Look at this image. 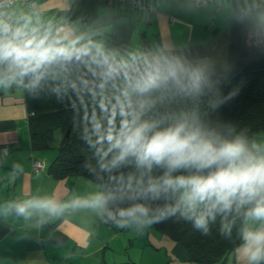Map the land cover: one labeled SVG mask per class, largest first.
Here are the masks:
<instances>
[{"label": "trees", "instance_id": "obj_1", "mask_svg": "<svg viewBox=\"0 0 264 264\" xmlns=\"http://www.w3.org/2000/svg\"><path fill=\"white\" fill-rule=\"evenodd\" d=\"M231 2L234 12L223 66L205 62L201 45L149 52L124 63L79 43L70 47L75 53L70 58L57 56L35 72L21 75L32 148L57 150L49 173L57 179L85 177L97 183L106 198L101 220L108 225L118 224L108 212L115 215L136 204L148 208L155 231L180 244L196 264L226 263L243 243L245 214L259 197L243 204L236 199L227 211L218 206L207 228H199L181 202L183 188L169 189L154 198L148 186L162 183L165 173L173 178L207 176L217 165H188L170 171L166 163H153L149 168L133 154L118 159L119 148L111 147L107 139L98 140L110 130L114 136L120 133L123 120L155 125L152 132L186 123L217 145L239 139L245 155H255L254 139L264 130V0ZM84 51L86 55L81 54ZM155 69L160 76L169 69L177 75L149 86L148 76ZM119 78L127 89L105 97L101 82L115 79L118 83ZM133 174L141 179L137 197H129L126 190L125 180ZM178 203L173 213L170 209ZM210 204L199 203L196 214L207 212Z\"/></svg>", "mask_w": 264, "mask_h": 264}, {"label": "crops", "instance_id": "obj_2", "mask_svg": "<svg viewBox=\"0 0 264 264\" xmlns=\"http://www.w3.org/2000/svg\"><path fill=\"white\" fill-rule=\"evenodd\" d=\"M35 1V8L15 4L6 10L26 39L46 35L51 42L67 37L57 47L83 43L124 63L145 53L195 45L204 47L205 62L219 63V56L226 54L234 12L231 0L199 5L193 0H136L139 7L111 0ZM222 30L226 34L220 40ZM0 39L14 47L1 35ZM16 69L12 57L0 59V79L5 81L0 84V264H196L180 244L157 231L146 233L142 246L148 249L139 245L141 252L135 256L131 229L127 224H106L99 209L69 206L56 215L32 209L27 217L17 214L15 206L28 200L50 198L69 204L100 190L88 178L57 179L49 173L55 154L32 148L23 79ZM253 144L254 156L264 157V130ZM35 160L41 168H34ZM262 227L264 220L253 218L244 224V230ZM244 244L245 240L225 264H264V259L250 262ZM150 252L157 260L143 261Z\"/></svg>", "mask_w": 264, "mask_h": 264}, {"label": "clouds", "instance_id": "obj_3", "mask_svg": "<svg viewBox=\"0 0 264 264\" xmlns=\"http://www.w3.org/2000/svg\"><path fill=\"white\" fill-rule=\"evenodd\" d=\"M8 30V26L0 22V32ZM18 34L19 30L13 35L18 36ZM66 39L67 37L57 38L50 42L46 35L39 38L33 36L25 39L21 46L11 48L4 45L0 39V59L13 57L18 62L24 61L25 63L19 64L20 75L29 71L35 72L57 56L70 58L69 54L75 55L70 47H57L62 44V40ZM71 43L75 44L76 41ZM81 54L86 55L87 52L84 51ZM9 70L11 71V66ZM159 71L155 69L148 76L149 86H156L159 79L166 80L169 76L175 78L177 75L174 69H169L167 75L163 76L157 75ZM3 83L5 81L0 79V84ZM154 127L155 125L147 122L137 125L135 121L130 124L128 120H123L120 133L114 136L110 130L107 136L100 137L98 142L107 139L111 147L121 150L118 159L122 160L126 155L133 154L137 156L140 163H146L149 168L153 163L157 165L166 163L170 171L188 165H195L198 168L217 165L216 171L207 176L173 178L165 173L162 183H152L148 186V191L154 198H158L161 192H167L169 189L173 191L177 188L190 189L183 194L181 202L185 206V211L192 214L191 218L194 219L195 226L199 228L206 229L208 220L214 219L213 209L219 206L221 211L230 210L236 199L243 204L259 197L256 199L255 207L251 208L245 216L246 219L264 220V157L245 155V145L239 139L217 145L199 128L189 127L186 123L152 132ZM149 132H152L150 136ZM205 201H211L208 211L197 215L198 203ZM105 205L106 198L102 194H96L87 199L77 198L69 204L43 198L28 200L15 207L18 215L27 217L31 215L30 209L56 215L69 206L103 210ZM179 207L178 203L170 210L174 213ZM147 214L148 208L141 204L122 208L115 215L108 212L109 218L116 220L120 226H125L129 221H139ZM117 215L120 217L119 220L116 219ZM243 236L245 240L243 249L247 259L250 262L264 259V227L257 231L246 228Z\"/></svg>", "mask_w": 264, "mask_h": 264}, {"label": "rangeland", "instance_id": "obj_4", "mask_svg": "<svg viewBox=\"0 0 264 264\" xmlns=\"http://www.w3.org/2000/svg\"><path fill=\"white\" fill-rule=\"evenodd\" d=\"M224 18V16L222 17ZM230 20L232 21V15ZM220 21L224 22V19H221L220 17ZM227 25H225L226 27ZM226 30V29H225ZM225 30L220 31V37L224 38V35L226 34ZM221 40V39H220ZM225 63V57H221V55L219 56V64L221 66H223ZM121 78H119L117 81L118 83L115 82V79L112 80H105L103 82H101V90L103 95L109 96V97H113L116 96L117 94H119L120 92L126 90L123 89V84H122V80H120ZM125 79V83H126V78H122ZM118 85L120 90H117L116 86ZM119 92V93H118ZM59 140L56 139V141L53 144H56ZM48 153H52V154H57V150L56 149H48L46 150ZM126 182V190H127V194L129 197H137L140 192H141V179L139 174H133L129 177L126 178L125 180ZM187 191H190V189L187 188H183V194ZM199 205V203H198ZM197 205V206H198ZM127 227L131 229V233L134 236L133 237V241H135V245L133 247V253L135 256H138L141 252V249L138 248V246L140 245L141 248L148 249L147 247H145L144 245L142 246V244L145 242V238H146V233L149 231L151 234L155 233V229L153 228V226L151 225V216L149 214H147V216L142 217L139 221H129V223L127 224ZM153 252H150L149 254H147V256L144 254L143 255V261H145V259L147 258L148 261H151L150 263H152V261H156L157 257L152 254Z\"/></svg>", "mask_w": 264, "mask_h": 264}, {"label": "built area", "instance_id": "obj_5", "mask_svg": "<svg viewBox=\"0 0 264 264\" xmlns=\"http://www.w3.org/2000/svg\"><path fill=\"white\" fill-rule=\"evenodd\" d=\"M120 2L123 4H129L133 7H139L140 4L136 0H111ZM196 5L204 4L207 2V0H193ZM15 4H21L26 5L31 8L36 7V1L35 0H0V22H3V24H6L8 26L7 32H0V35L4 38V40L12 44L14 47H19L24 43V40L27 38L26 36L22 35L20 32L18 36H14L13 34L16 33L18 28L14 25L12 18L7 14L6 10L10 7H12ZM15 67L19 68V64H22L23 61H16L14 59ZM33 113H30L32 115ZM29 116V114H28ZM33 166L35 169L41 168L42 163L38 160H35L33 162Z\"/></svg>", "mask_w": 264, "mask_h": 264}]
</instances>
